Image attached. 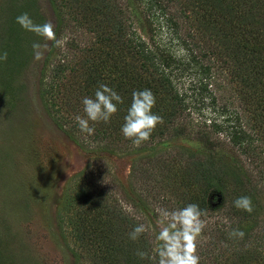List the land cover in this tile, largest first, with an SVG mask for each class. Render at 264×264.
I'll return each instance as SVG.
<instances>
[{
  "label": "trees",
  "instance_id": "16d2710c",
  "mask_svg": "<svg viewBox=\"0 0 264 264\" xmlns=\"http://www.w3.org/2000/svg\"><path fill=\"white\" fill-rule=\"evenodd\" d=\"M116 1L49 0L57 39L80 28L93 42L78 58L53 43L37 88L45 112L85 150L143 154L175 138L198 143L200 150L173 149L132 167L135 203L105 188L94 170L87 175L99 185L96 192L73 184L57 221L67 242L76 243V264H158V243L148 231L129 238L143 224L141 209L153 215L155 203L168 211L197 204L202 218L220 212L206 239L203 233L199 239L200 264H264V221L257 219V196L264 195V0H126L141 16L147 41L127 28ZM77 41L72 38L71 47ZM101 84L124 102L109 123L90 121L95 131L89 136L75 117L85 116L82 99L95 98ZM144 89L155 95L152 111L164 123L135 147L121 129L133 91ZM241 196L251 197V214L234 206Z\"/></svg>",
  "mask_w": 264,
  "mask_h": 264
},
{
  "label": "rangeland",
  "instance_id": "374dc122",
  "mask_svg": "<svg viewBox=\"0 0 264 264\" xmlns=\"http://www.w3.org/2000/svg\"><path fill=\"white\" fill-rule=\"evenodd\" d=\"M116 4L122 9L127 28L135 29L147 41V28L141 16L126 0H117ZM22 13H28L36 24L50 21L55 35L57 26L49 0H0V54H8L6 61L0 60V264H76L71 251L76 243L69 239L67 242L57 221L64 198L73 193V189L70 191L73 184L76 188L80 185L90 188V193L96 192L99 185L90 184L87 175L94 170L105 188L119 198L122 191L135 203L137 200L131 190L132 167L152 155L166 156L173 149L199 151L200 145L175 138L154 144L151 152L130 155L78 147L55 125L37 95L45 59L53 50L54 42L16 23V17ZM176 20L179 31L184 32V22ZM72 38L78 40L77 47H71ZM59 39L61 53L77 58L93 42L80 28L66 29ZM34 43L41 45L40 59L35 58ZM68 46L76 49L70 50ZM219 74L215 75L225 84V76ZM257 202L260 205L257 219L262 223V193L257 196ZM158 209L162 207L157 203L153 215L150 210L141 209L143 224L149 229L147 236H153L157 243L156 236L163 227ZM219 216L220 212L214 210L202 218L205 239L211 223Z\"/></svg>",
  "mask_w": 264,
  "mask_h": 264
},
{
  "label": "clouds",
  "instance_id": "9594fccd",
  "mask_svg": "<svg viewBox=\"0 0 264 264\" xmlns=\"http://www.w3.org/2000/svg\"><path fill=\"white\" fill-rule=\"evenodd\" d=\"M18 23L24 30L32 32L46 40L53 41L56 46H61L62 41L56 38L54 26L49 22L36 24L28 13H22L16 17ZM35 51V58L40 59L42 53L38 50L41 45H32ZM7 52L0 54V60L6 61ZM123 98L112 88L101 84L95 91V98L84 97L82 99L85 116L77 115L75 121L81 132L91 136L94 134L93 123H109L112 116L118 112V104H122ZM156 97L150 89L133 91L132 102L124 117L122 134L125 139L132 142L133 146L139 147L143 142L150 139L151 134L158 124H163V118L152 109L155 107ZM234 206L251 214L253 205L251 197L241 196L234 200ZM163 227L156 236L158 245L156 253L159 257L158 264H200L198 253L199 239L205 227L202 219L204 213L197 204H189L182 209L168 211L158 209ZM149 229L146 225L140 224L129 234L133 241ZM232 235L243 238L244 233L233 230ZM136 255L145 259L148 253L137 251Z\"/></svg>",
  "mask_w": 264,
  "mask_h": 264
}]
</instances>
